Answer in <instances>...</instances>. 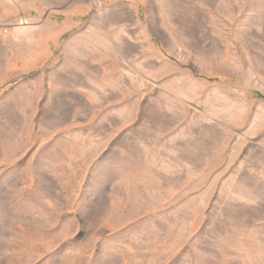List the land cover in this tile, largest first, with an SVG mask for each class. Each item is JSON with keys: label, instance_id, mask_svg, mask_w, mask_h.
<instances>
[{"label": "rangeland", "instance_id": "obj_1", "mask_svg": "<svg viewBox=\"0 0 264 264\" xmlns=\"http://www.w3.org/2000/svg\"><path fill=\"white\" fill-rule=\"evenodd\" d=\"M0 264H264V0H0Z\"/></svg>", "mask_w": 264, "mask_h": 264}]
</instances>
